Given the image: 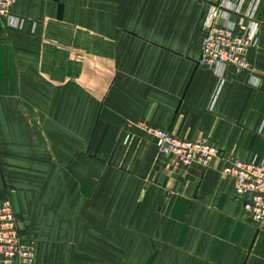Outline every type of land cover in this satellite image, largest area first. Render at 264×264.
<instances>
[{"label":"crops","instance_id":"obj_1","mask_svg":"<svg viewBox=\"0 0 264 264\" xmlns=\"http://www.w3.org/2000/svg\"><path fill=\"white\" fill-rule=\"evenodd\" d=\"M208 12L200 0L15 1L16 26L0 25V197L34 264H264V226L222 172L229 158L264 162V0L240 74L198 64ZM146 126L219 155L184 167Z\"/></svg>","mask_w":264,"mask_h":264},{"label":"built area","instance_id":"obj_2","mask_svg":"<svg viewBox=\"0 0 264 264\" xmlns=\"http://www.w3.org/2000/svg\"><path fill=\"white\" fill-rule=\"evenodd\" d=\"M15 1L0 0V25L16 26L11 16ZM200 1L208 5L209 12L200 36L198 64L220 77L226 68L235 74L249 71L248 53L257 44L259 0H252L245 10L243 0ZM231 15H236L238 22H233ZM144 131L154 139L159 155L174 157L184 167H208L219 155L206 138L185 140L150 126ZM222 172L233 181L235 197H246L242 200L243 217L264 226V162L229 158ZM34 256L35 244L20 237L12 201L5 192L0 197V264H34Z\"/></svg>","mask_w":264,"mask_h":264}]
</instances>
